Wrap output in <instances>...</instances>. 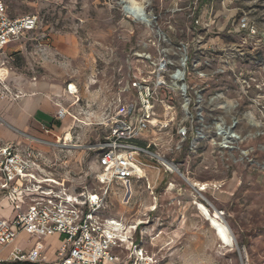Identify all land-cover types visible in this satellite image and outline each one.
Returning a JSON list of instances; mask_svg holds the SVG:
<instances>
[{
	"label": "rangeland",
	"instance_id": "obj_1",
	"mask_svg": "<svg viewBox=\"0 0 264 264\" xmlns=\"http://www.w3.org/2000/svg\"><path fill=\"white\" fill-rule=\"evenodd\" d=\"M135 1L151 15L150 27L126 15L121 0H7L11 18L35 16L38 24L5 49L0 68L7 70L10 86L15 80L61 75L77 84V105L88 112L68 134L70 145L81 148L64 151L61 158L68 155L72 185L98 190L90 147L105 132L97 123L132 97L120 93L128 76L149 74L148 59L164 58L175 70L186 57L185 82L193 101L189 115L175 94L174 123L148 139L152 151L178 165L186 178L217 185L200 193L191 189L194 202L220 213L235 247L221 246L195 205L176 204L168 183L190 186L176 173L164 172L156 160L149 161L155 168L147 171L152 194L145 181L131 183L129 197L126 186L115 184L101 214L138 224L136 236L155 264H264V0ZM243 15L258 27L256 36L238 30ZM181 124L190 134L194 130V147L185 142L177 150ZM219 124L232 125L242 141L221 147ZM8 207L0 199L3 218L12 216ZM37 242L50 250L57 245L20 233L11 248L26 251Z\"/></svg>",
	"mask_w": 264,
	"mask_h": 264
},
{
	"label": "built area",
	"instance_id": "obj_2",
	"mask_svg": "<svg viewBox=\"0 0 264 264\" xmlns=\"http://www.w3.org/2000/svg\"><path fill=\"white\" fill-rule=\"evenodd\" d=\"M37 24L35 16L11 18L7 0H0V55L19 36L33 32ZM238 30L253 36L258 33L247 15L240 17ZM145 62L151 67L150 73L129 75L127 86L120 91L126 95L131 92L132 97L97 123L105 129L90 147L96 154L94 180L98 190H88L84 185L78 189L64 178L53 177L45 156L30 146H0V199L7 201L13 211L9 219L0 217V252L12 245L20 233L57 241L51 258L47 255L49 246L37 242L26 251L11 249L5 256L0 253V264H155L136 236L138 224L125 225L121 219L101 214L111 186H126L129 197L131 183L148 181L147 171L155 168L151 160L160 161L164 172L176 173L184 180L178 165L152 151L154 143L148 138L163 133L174 123L175 94L182 98L183 113L189 115L193 101L185 82L187 59L180 60L175 70L164 58ZM4 69L0 68V100H16L22 94L13 91L7 70L1 73ZM177 72L181 76L177 77ZM66 91L79 101L74 84H67ZM66 114L60 109L56 117L61 119ZM176 134L177 150L185 142L194 147V130L190 134L189 128L181 124ZM65 140L57 145L64 146ZM172 184L169 182L167 189ZM146 188L152 194L155 187L147 182Z\"/></svg>",
	"mask_w": 264,
	"mask_h": 264
},
{
	"label": "crops",
	"instance_id": "obj_3",
	"mask_svg": "<svg viewBox=\"0 0 264 264\" xmlns=\"http://www.w3.org/2000/svg\"><path fill=\"white\" fill-rule=\"evenodd\" d=\"M69 83L78 87L76 83L66 81L62 75L53 78L37 79L33 77L32 79L13 81L11 88L13 91L20 92L22 96L16 100H0V135L3 138V145L30 146L39 151L45 156L49 166L47 169L53 177L64 178L71 182L74 179L68 170L70 160L67 154L62 159L61 154L64 151L71 154V148H81V146L70 145L72 140L68 139L65 140L64 146L57 144L62 143L66 135L71 134L69 130L72 129V124L76 121L79 122L82 119V114H87L88 111L78 106L74 98L67 93L66 86ZM60 109H63L67 114L58 119L56 113ZM46 131L48 132L46 133ZM39 137L44 138L40 139ZM173 186L175 189H180V192L182 191L179 194V191L174 190L176 204L180 207H194L192 191L194 187L189 185V189L179 184H176L177 187L174 184ZM4 203L10 206L7 201ZM8 208L9 212L11 211L10 215L13 216L12 207ZM0 217L3 218V216ZM50 239L56 241L55 238ZM11 249L10 245L6 249H2L0 253L5 256ZM53 249L50 250L49 247L47 251L49 258L52 257ZM148 256L155 257L149 253Z\"/></svg>",
	"mask_w": 264,
	"mask_h": 264
},
{
	"label": "bare ground",
	"instance_id": "obj_4",
	"mask_svg": "<svg viewBox=\"0 0 264 264\" xmlns=\"http://www.w3.org/2000/svg\"><path fill=\"white\" fill-rule=\"evenodd\" d=\"M122 1H123V3H122ZM121 5H122V10L126 15L131 16L134 20H136L140 23H143L148 27H150L152 25L151 24L152 23V17L150 14H148L145 11V8L143 5L139 4L135 0H121ZM123 5H125L124 9H123ZM5 70L6 69H4V71H2L1 73L5 74L6 73ZM179 73L180 72L176 73L177 77L181 76V74H179ZM174 87L176 88L177 86L174 85ZM247 119H248L247 125L250 127H254L255 125L252 122V120H250L249 118H247ZM223 125L220 127V124H219L218 128H217V131L220 132L217 135L221 136L220 139L222 138V143L220 144L221 147L230 148V145L235 143L236 141H242V136L233 130L232 125L230 127H226V126L224 127ZM67 139L68 140L71 139V136L66 135V140ZM184 180L187 183H189L192 187L196 188L197 193L205 192L210 188H213V187L216 188L217 187V185H214V184L211 185V184H207V183H203V184L195 183V182L191 181L189 178H186L185 176H184ZM171 186H173V184ZM170 187H169V189H170ZM200 197H201V195H200ZM194 205L196 207V210L200 214V216L208 223L210 229L214 232V234H215L217 240L220 242L221 246L223 248H234L235 247L234 238H233L229 228L222 221L220 213H218L215 210L210 211L206 206H204L202 203H199L197 201L194 202Z\"/></svg>",
	"mask_w": 264,
	"mask_h": 264
},
{
	"label": "water",
	"instance_id": "obj_5",
	"mask_svg": "<svg viewBox=\"0 0 264 264\" xmlns=\"http://www.w3.org/2000/svg\"><path fill=\"white\" fill-rule=\"evenodd\" d=\"M122 3H123V1H122ZM124 7H125V5H123V9H124ZM231 232V231H230Z\"/></svg>",
	"mask_w": 264,
	"mask_h": 264
}]
</instances>
